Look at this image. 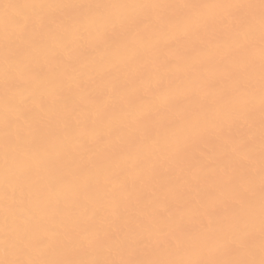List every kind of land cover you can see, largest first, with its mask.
I'll return each instance as SVG.
<instances>
[{
  "label": "snow or ice",
  "instance_id": "1",
  "mask_svg": "<svg viewBox=\"0 0 264 264\" xmlns=\"http://www.w3.org/2000/svg\"><path fill=\"white\" fill-rule=\"evenodd\" d=\"M0 264H264V0H0Z\"/></svg>",
  "mask_w": 264,
  "mask_h": 264
}]
</instances>
